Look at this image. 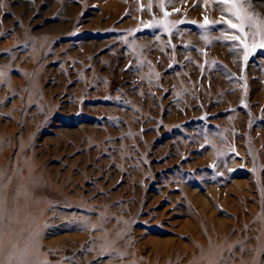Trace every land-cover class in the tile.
I'll return each instance as SVG.
<instances>
[{
	"label": "rangeland",
	"instance_id": "1",
	"mask_svg": "<svg viewBox=\"0 0 264 264\" xmlns=\"http://www.w3.org/2000/svg\"><path fill=\"white\" fill-rule=\"evenodd\" d=\"M163 3L0 0V264H264V50Z\"/></svg>",
	"mask_w": 264,
	"mask_h": 264
},
{
	"label": "snow or ice",
	"instance_id": "2",
	"mask_svg": "<svg viewBox=\"0 0 264 264\" xmlns=\"http://www.w3.org/2000/svg\"><path fill=\"white\" fill-rule=\"evenodd\" d=\"M217 3L218 6L225 5L223 10L231 17L223 21L226 25V32L231 30V34H226L223 39L237 42V47L233 48L232 51L234 54L242 51L246 63L255 52L264 50V18L259 13L249 11L252 0H217ZM160 7L163 11V0H161ZM164 16L167 17L168 13L164 12ZM179 23H183V21ZM217 23L219 22L212 21L210 25L208 18L205 17L204 24H201L200 27L214 26ZM156 26H163L166 31H169L174 27V24L164 20L148 25V27ZM169 46L174 47V45ZM0 75H3V73H0ZM36 264H48V262L37 261Z\"/></svg>",
	"mask_w": 264,
	"mask_h": 264
}]
</instances>
